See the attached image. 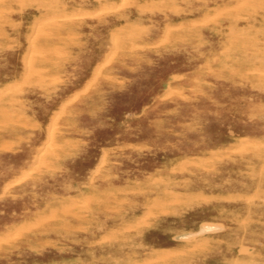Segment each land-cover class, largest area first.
Here are the masks:
<instances>
[{
    "label": "rangeland",
    "instance_id": "1",
    "mask_svg": "<svg viewBox=\"0 0 264 264\" xmlns=\"http://www.w3.org/2000/svg\"><path fill=\"white\" fill-rule=\"evenodd\" d=\"M2 89L0 264H264V0H0Z\"/></svg>",
    "mask_w": 264,
    "mask_h": 264
},
{
    "label": "bare ground",
    "instance_id": "2",
    "mask_svg": "<svg viewBox=\"0 0 264 264\" xmlns=\"http://www.w3.org/2000/svg\"><path fill=\"white\" fill-rule=\"evenodd\" d=\"M12 1H13V0H12ZM122 3H123V2H122ZM235 4H236V3H235ZM120 5H121V4H120ZM232 5H233V4H232ZM222 6H224V5H222ZM222 6H221V7H222ZM25 7H26V5H25ZM219 8H220V7H219ZM224 9H225V8H224ZM214 10H215V8H214ZM221 10H222V9H221ZM222 11H223V10H222ZM215 12H216V11H215ZM92 13H93V12H92ZM94 14H95V13H94ZM86 16H87V15H86ZM93 16H94V15H93ZM207 17H208V16H207ZM211 17H212V16H211ZM60 19H61V18H60ZM63 19H64V18H63ZM204 19H205V18H204ZM209 19H210V18H209ZM209 19H208V20H209ZM37 20H38V19H37ZM45 20H46V19H45ZM69 20H70V19H69ZM43 21H44V20H43ZM43 21H42V22H43ZM205 21H206V20H205ZM36 24H39V23H36ZM36 27H37V26H36ZM38 27H39V26H38ZM38 27H37V28H38ZM37 28H35V29H37ZM35 29H34V30H35ZM39 29H40V28H39ZM166 32H167V31H166ZM36 33H37V32H36ZM33 34H35V33H33ZM33 34H32V35H33ZM33 36H34V35H33ZM32 38H33V37H32ZM32 38H31V41H32ZM37 39H38V38H37ZM36 41H37V40H36ZM30 44H31V42H30ZM32 47H33V46H32ZM29 49H30V48H29ZM30 58H31V57H30ZM26 63H27V62H26ZM28 64H29V63H28ZM94 64H95V63H94ZM25 65H26V64H25ZM27 70H28V69H27ZM35 71H36V70H35ZM33 72H34V71H33ZM34 73H36V72H34ZM27 74H28V73H27ZM27 74H26V75H27ZM26 75L24 76L25 78H26ZM24 77L19 76V74L16 75V76L13 78L14 80L12 81V85H10L9 87H7V90L9 91V90L13 87V85H15L17 82L24 81ZM30 80H31V79H30ZM32 80H33V78H32ZM22 83H23V82H22ZM20 84H21V83H20ZM17 87H18V86H17ZM15 88H16V87H15ZM15 88H14V89H15ZM71 90H72V89H71ZM77 90H79V88H77L75 91H70V90H69L67 93H63L62 96H64V97L60 96V97H62V98H61V101H60V103H59V104H60V107H59L60 111L63 110V107H61L62 103L65 102V101H67L68 99H70L71 96L74 95V92H76ZM4 93H5V90H3V89L0 90V99L3 98ZM29 95H30V96H34V93L31 92ZM60 97H59V98H60ZM40 102H41V101H40ZM20 103H21V102H20ZM4 107H5L4 104H2V102H0V109H1L2 111H4ZM26 108H27V107H26ZM60 111H59V113H60ZM50 118H51V117H50ZM51 119H52V118H51ZM52 124H53V123H52ZM50 126H51V125H50ZM50 132H51V130H50ZM50 132H49V133H50ZM43 147L46 148L45 146H43ZM38 152H39V151H38ZM42 153H43V152H42ZM42 153H41V154H42ZM213 153H214V152H213ZM35 154H36V153H35ZM35 154H34V156H36ZM39 154H40V153H39ZM41 154H40V155H41ZM40 155H38V156H40ZM35 158H36V157H35ZM42 158H43V157H42ZM37 161H38V159H37ZM32 162H33V161H32ZM25 170H26V169H25ZM25 170H24V171H25ZM24 171H23V172H24ZM24 174H25V173H24ZM19 175H20V173H19ZM16 176H17V175H16ZM23 176H24V175H23ZM13 177H14V176H13ZM13 177H11V178H13ZM17 177H18V176H17ZM18 178H20V177H18ZM15 181H16V180H15ZM1 188H3V187L1 186Z\"/></svg>",
    "mask_w": 264,
    "mask_h": 264
}]
</instances>
